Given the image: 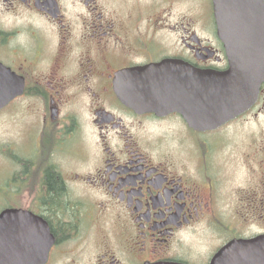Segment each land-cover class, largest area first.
<instances>
[{
    "label": "flooded vegetation",
    "instance_id": "flooded-vegetation-1",
    "mask_svg": "<svg viewBox=\"0 0 264 264\" xmlns=\"http://www.w3.org/2000/svg\"><path fill=\"white\" fill-rule=\"evenodd\" d=\"M0 65V264H264V81L214 127L194 97L229 67L215 0H0Z\"/></svg>",
    "mask_w": 264,
    "mask_h": 264
},
{
    "label": "water",
    "instance_id": "water-1",
    "mask_svg": "<svg viewBox=\"0 0 264 264\" xmlns=\"http://www.w3.org/2000/svg\"><path fill=\"white\" fill-rule=\"evenodd\" d=\"M251 9L253 6L244 5L243 0H215L217 32L225 44L229 67L197 70L194 97L203 127L218 126L235 118L258 96L264 81V18L258 16L257 9ZM5 76L6 70L0 65V109L22 93V88L6 84ZM191 89L192 83L184 85L186 94ZM150 95L155 109L163 113L177 111L185 102L179 84L154 85Z\"/></svg>",
    "mask_w": 264,
    "mask_h": 264
},
{
    "label": "rangeland",
    "instance_id": "rangeland-1",
    "mask_svg": "<svg viewBox=\"0 0 264 264\" xmlns=\"http://www.w3.org/2000/svg\"><path fill=\"white\" fill-rule=\"evenodd\" d=\"M13 106H10L11 108ZM9 112V109L0 110V144L5 138L15 139L20 130V126L17 123L20 121L18 116L6 115ZM3 165L0 161V174L2 171Z\"/></svg>",
    "mask_w": 264,
    "mask_h": 264
}]
</instances>
